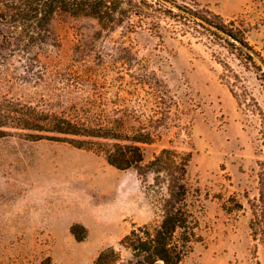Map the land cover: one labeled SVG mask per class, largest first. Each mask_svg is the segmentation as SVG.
Returning a JSON list of instances; mask_svg holds the SVG:
<instances>
[{
  "label": "rangeland",
  "instance_id": "rangeland-1",
  "mask_svg": "<svg viewBox=\"0 0 264 264\" xmlns=\"http://www.w3.org/2000/svg\"><path fill=\"white\" fill-rule=\"evenodd\" d=\"M167 1L224 21L248 45L157 0H126L117 23L58 12L40 35L0 0V109L74 117L84 106L154 138L142 166L120 170L106 141L78 148L9 128L0 264H95L108 247L128 258L122 239L161 223L187 160L194 238L182 264H264V0Z\"/></svg>",
  "mask_w": 264,
  "mask_h": 264
},
{
  "label": "trees",
  "instance_id": "trees-1",
  "mask_svg": "<svg viewBox=\"0 0 264 264\" xmlns=\"http://www.w3.org/2000/svg\"><path fill=\"white\" fill-rule=\"evenodd\" d=\"M12 5L6 9L7 17L14 18L24 25L33 28V34L40 35L41 30L50 25L53 16L58 12L69 13L72 16H93L102 23H117L122 4L126 0H11ZM136 1L145 5L146 0ZM144 1V2H143ZM161 6L169 10L163 13L172 14L173 9L188 15L201 26L223 37L231 45L237 43L247 46L243 37L239 36L224 21L199 14L190 8L170 3L167 0H157ZM156 2V3H157ZM153 7V6H151ZM169 7V8H168ZM10 13V14H9ZM215 18H219L215 16ZM39 30V32H36ZM96 107V106H95ZM94 107V108H95ZM98 109V106H97ZM83 112L74 117L57 113L41 112L35 117H14L0 109V137L8 135L9 128L32 129L43 134H36L37 139L68 142L75 147L83 148L108 142L104 148L107 162L120 170L142 166L145 161L143 145L153 143L149 132L131 133L127 129L117 128L113 122H105L100 115L84 106L76 109ZM92 113V114H91ZM182 168L179 177L170 187V196L164 206V216L160 224L143 225L130 231L121 244L130 251L128 258H122L121 252L114 247L104 249L95 264H182L193 250L194 222L193 212L187 203L188 188L185 182L186 166ZM82 226L73 225L71 232L78 241L86 237V229L80 234Z\"/></svg>",
  "mask_w": 264,
  "mask_h": 264
}]
</instances>
